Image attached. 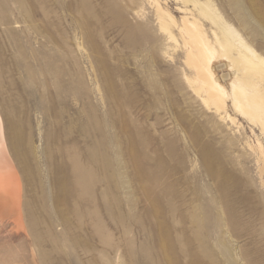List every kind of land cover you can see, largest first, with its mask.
Wrapping results in <instances>:
<instances>
[{
  "label": "rangeland",
  "instance_id": "1",
  "mask_svg": "<svg viewBox=\"0 0 264 264\" xmlns=\"http://www.w3.org/2000/svg\"><path fill=\"white\" fill-rule=\"evenodd\" d=\"M208 4L264 56V0ZM173 30L150 0H0V118L30 237L0 238V264H264V126L201 99ZM229 63L214 68L230 94Z\"/></svg>",
  "mask_w": 264,
  "mask_h": 264
},
{
  "label": "bare ground",
  "instance_id": "2",
  "mask_svg": "<svg viewBox=\"0 0 264 264\" xmlns=\"http://www.w3.org/2000/svg\"><path fill=\"white\" fill-rule=\"evenodd\" d=\"M150 1L155 5L160 24L167 31L168 40L178 42L173 27L188 35L186 43L191 47L185 59L196 74L194 77L187 76V79L194 84V90L201 99L207 105H213L221 118L235 119L229 111L230 107L236 113L241 112L252 119H258L264 126V56L248 45L226 19L218 23L222 20V15L214 11V6L208 4V0H176L183 4L177 7L183 13L180 21L159 0ZM200 14L206 15L219 25L223 38L218 30L213 29L212 32L222 50L221 53L210 42L205 28L199 25ZM216 19L220 20L217 22ZM234 49L237 53L231 54ZM219 57L230 62V70L237 71L230 78V94L218 80L214 68V63ZM230 95L232 100L229 104L227 98ZM6 132L7 127L0 118V222L13 224L10 232H2L0 238L27 239L29 236L25 231L23 219V172L16 163L15 149L10 139H7ZM79 170V166H76V174ZM20 231H23L26 237H23Z\"/></svg>",
  "mask_w": 264,
  "mask_h": 264
}]
</instances>
